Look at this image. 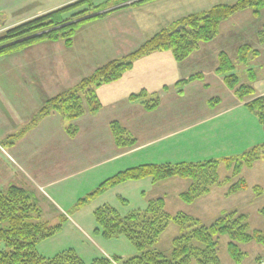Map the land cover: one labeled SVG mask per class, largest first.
Masks as SVG:
<instances>
[{
	"label": "rangeland",
	"instance_id": "obj_1",
	"mask_svg": "<svg viewBox=\"0 0 264 264\" xmlns=\"http://www.w3.org/2000/svg\"><path fill=\"white\" fill-rule=\"evenodd\" d=\"M53 1L56 0H51V2ZM59 1H61V7H64L78 3L81 0ZM240 1L129 0L122 4H116L114 0H94L92 5L82 4L74 7L64 14L63 18L64 20L70 19L67 24L83 22L76 32L74 44L71 47L73 48L76 45L77 54L82 56V58L78 57V62L83 67H80V72L75 76L76 82L73 83L74 85L71 88L105 64L131 54L159 31L166 28H177L181 19L190 15L203 16L217 5H234ZM133 3L138 4L133 6ZM52 11L39 14L29 20ZM20 24L22 23L18 25ZM61 27L19 38L7 44H0V50L22 45L30 39ZM5 31L0 32V36L4 35ZM263 38L264 4L258 8L250 7L240 10L223 20L219 26L218 34L210 41L200 42L197 49L184 61L179 62L170 50L154 52L143 57L146 58L157 53L170 54L179 66L181 76L174 82L163 85L159 90L142 89L133 93L139 94L145 91L146 98L144 100H149L150 104L158 99L159 103L153 110L149 106L146 108L140 103L129 101L132 94L124 99L122 115L125 118L124 120L110 118L108 133H110L114 148L123 152L141 149L150 142L153 145L151 144L152 146L139 152L121 156L115 161H107L84 170L73 176L71 180L61 183L56 190L55 188L47 190L48 198L35 188L27 187L26 190L31 195L32 202L41 211V218H33V221L48 222L52 226L61 224L59 231L54 236L44 239L38 244V252L46 258H52L61 252L72 250L86 264H91L95 259L103 257L105 253L110 255L107 256L109 258L114 256L124 259L134 257L138 255V249L127 237L106 238L100 230H97L99 225L95 212L98 208L109 205L122 216H126L132 211L145 210L148 202L156 198L165 199L166 209L170 214L186 213L207 226L222 215L237 211L247 215L250 231L260 230L264 233V160L256 162L251 169H243L242 177L246 179L249 188L233 195H227L230 184L222 182L221 184H215L209 193L199 197L193 203L186 204L180 200V194L189 188L191 184L189 179L176 177L156 185L150 178H145L109 188L98 197L89 199L78 206L82 199L94 193L100 185L127 169L151 163L177 164L182 162L199 163L211 159L222 160L226 157L240 156L250 151L255 147L254 145L258 140H262L259 143H264V125L260 124L257 116L249 111L247 107V109L231 112L225 119L216 120L218 124H213L212 127H218L221 129L220 131L211 132L210 129L213 128L210 125L208 126L211 122L194 124L199 119L205 118L202 117L205 112L208 114L212 111L207 107L208 105L214 109L218 107V111H223L235 102H240L246 106L247 102L264 96ZM55 42L63 41H41L27 46L24 45L22 49L14 50L8 54L20 53L43 43ZM245 47H249L250 50H248L246 61L241 62L239 51ZM253 51H257L259 55H253ZM223 53H226L234 63L235 69L232 74L238 76L239 84L251 85L256 90V93L248 97L246 101L239 99L236 90L231 89L225 83L224 76L218 71L220 56ZM38 60L36 59L34 64L38 63ZM139 60L135 62L134 67ZM0 69H4V66ZM250 71L254 72L255 81L249 79ZM198 74L201 75L200 78L190 79ZM39 80L36 76L35 84L40 82ZM182 81L184 82L178 84ZM101 87L97 89V94ZM100 102L102 104L101 100ZM83 106L85 112L83 116L76 120L65 119L67 127L74 125V129H77L76 136L80 127L83 129V126L86 125L87 127L88 124L91 127L90 121H92L93 128L103 131L104 122L101 121L102 117L110 116L114 110L105 109L103 104L96 111L85 102ZM215 112L212 111L211 113ZM241 114L245 115L242 116V118H245L244 123L241 121ZM128 117L134 122L136 128L128 121ZM249 118H255L260 126L254 125V122ZM186 121L189 126L192 125L187 131L177 133L167 141L160 140L164 134H161L162 132H176L186 124ZM112 122H118L136 139L137 144L133 148H121L116 144L111 130ZM228 122L231 124H227ZM236 122H240L241 129L237 128ZM235 129L237 130L235 131ZM61 130L60 132L63 133L62 126ZM54 131H57L56 125ZM216 139L217 141H215ZM6 141L4 140L2 144L6 145L4 144ZM98 141L99 139L93 141L96 147H98ZM78 146L77 152L79 154L76 155V158L78 157L76 170L92 166L104 157V154L103 156L90 157L87 153L81 158L80 152L84 150L85 145L80 144L78 140ZM55 147L62 149L64 143L57 140L55 141ZM89 147L90 145H87V148ZM69 149H71V145H68L67 150ZM98 150L101 151V149ZM1 167L0 164V169ZM60 172H63V170H60ZM229 174L227 169L222 166L220 169L221 178H225ZM50 176L54 178L61 177L56 173H51ZM256 186L262 188L261 191L259 190L262 192L260 195L254 189ZM59 190L64 197L57 194ZM60 207L62 211L58 210ZM180 234L179 226L171 222L153 248L168 257L171 256L173 240ZM229 242L230 238L226 235L221 236L219 239V257L222 264H235L227 251ZM241 247L247 253L242 264H264L263 245L252 242ZM3 248L4 244L2 243L0 249ZM193 264H196V262L194 261Z\"/></svg>",
	"mask_w": 264,
	"mask_h": 264
},
{
	"label": "trees",
	"instance_id": "obj_2",
	"mask_svg": "<svg viewBox=\"0 0 264 264\" xmlns=\"http://www.w3.org/2000/svg\"><path fill=\"white\" fill-rule=\"evenodd\" d=\"M93 1L81 0L7 29L5 34L0 36L2 45L51 28L64 26L30 39L22 45L2 49L0 57L22 49L24 45L41 41H63L66 47H72L76 32L83 22L67 24L70 19L64 20V14L82 4L92 5ZM114 1L116 4H122L129 0ZM263 4L264 0H241L234 5H217L203 16L190 15L181 19L177 28L159 31L131 54L105 64L89 77H84L75 87L46 100L38 111L36 121L54 113L67 120H76L85 113L84 102L94 111L98 110L102 104L97 89L122 79L133 69L137 60L154 52L170 50L179 62L184 61L197 49L200 42L210 41L218 34L223 20L240 10L250 7L258 8ZM248 50H250L249 47H245L239 51L241 62L246 61ZM253 55L259 54L253 51ZM234 69L235 65L229 56L226 53L221 54L218 71L224 76L225 83L236 90L239 99L246 101L248 97L256 93V90L248 84L240 85L238 76L232 74ZM200 77L201 75L198 74L190 79ZM249 79L255 81L253 71L249 72ZM145 98L144 91L132 94L129 101L140 103L146 108L149 106L152 110L159 103L158 99H155L150 104L149 100H144ZM246 107L257 116L260 124L264 125V96L247 102ZM76 130L74 125L67 127V133L71 136L75 135ZM111 130L119 147L133 148L137 144L136 139L118 122L111 123ZM260 160H264V143L240 156L226 157L222 160L143 164L122 171L114 178L107 180L94 193L82 199L78 206L89 199L98 197L109 188L145 178H150L156 185L176 177L189 179L191 181L189 188L180 194V200L186 204L193 203L199 197L209 193L215 184L222 182L230 184L227 195H233L249 188L246 179L242 177L243 169H251ZM222 166L230 173L225 178L220 176ZM254 189L259 195L262 193L260 192L262 188L256 186ZM95 216L99 225L97 230H100L103 236L106 238L125 236L136 246L139 253L129 259L117 256L110 259L103 256L95 259L91 264H193L194 261L196 264H222L219 257V239L225 235L230 238L227 245L230 258L235 264H242L247 255L242 245L255 242L264 246V233L260 230L250 231L248 217L245 214L232 211L207 226L186 213L170 214L167 212L164 198L151 199L145 210L132 211L126 216L105 205L97 209ZM33 218L40 219L41 211L32 202L31 195L25 188L11 185L7 190L0 192V244H4V248L0 249V264H86L72 250L61 252L52 258L41 255L37 249L38 244L54 236L61 224L52 226L48 222L33 221ZM171 222L179 226L181 234L173 240L171 256L168 257L153 247Z\"/></svg>",
	"mask_w": 264,
	"mask_h": 264
},
{
	"label": "crops",
	"instance_id": "obj_3",
	"mask_svg": "<svg viewBox=\"0 0 264 264\" xmlns=\"http://www.w3.org/2000/svg\"><path fill=\"white\" fill-rule=\"evenodd\" d=\"M59 7H61L59 0L53 2L51 0H0V32ZM75 46L73 48L66 47L64 42L43 43L20 53L0 57V67L4 66V69H0V164L2 166L0 178H3L0 179V192L11 185H17L25 189L33 187L48 198L47 190L53 188L56 190L61 183L71 180L73 176L84 170L107 161H115L121 156L139 152L153 145L150 142L141 149L129 152L117 150L111 142L108 123L110 118L124 120L123 101L131 94L142 89L156 91L163 85L180 78L179 66L174 62L172 56L166 53L153 54L139 60L134 69L126 73L122 79L104 85L98 90L105 109L114 110L110 116L102 117L103 131L93 128L92 121H90L91 127L89 124L87 127L84 125L83 129L80 127L77 137L75 135L72 137L66 131L67 121L59 114H52L36 121L38 111L48 98L75 84V76L80 72V67H83L81 64L79 65L78 57L82 58V56L77 54ZM36 59H39L38 63L34 64ZM143 65L145 67L142 68ZM36 76L40 82L35 84ZM207 107L213 112L218 111V107L215 109L209 105ZM242 109L247 108L244 104L235 102L226 107V110L213 114L212 111L208 114L204 111L202 117L205 118L199 119L194 124L211 122L208 126L212 127L218 124L216 120L225 119L231 112ZM242 116L245 115H240L241 121L244 123L245 118ZM249 119L254 122V125L260 126L255 118ZM128 121L136 128L131 118L128 117ZM185 123L176 132H162L161 134H164L160 140L167 141L175 134L183 133L190 126L192 127V125H188L187 121ZM55 125L57 131H54ZM236 125L237 128H240V122H236ZM61 126L63 133L60 132L62 131ZM212 128L211 132L221 130L218 127ZM95 138L99 139L100 146L97 143L98 147L93 144ZM4 140H7L4 143L6 145L2 144ZM57 140L64 143L62 149L55 147ZM78 140L80 144L85 145L84 150L80 152L81 158L87 153L90 157L103 156V154L104 157L98 159L99 161H96L92 166L76 170V160L78 159L76 155L79 154L77 152ZM259 142L262 140L256 141V145L263 144ZM68 145H71V149H73L67 150ZM87 145L90 147L87 148ZM113 151L115 152L113 153ZM51 173H56L61 177H51ZM57 194L64 197L60 190ZM61 209V207L58 208L59 211H62Z\"/></svg>",
	"mask_w": 264,
	"mask_h": 264
}]
</instances>
